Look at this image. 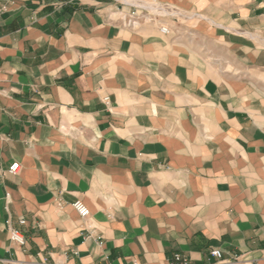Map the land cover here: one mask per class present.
Instances as JSON below:
<instances>
[{"label": "crops", "instance_id": "obj_1", "mask_svg": "<svg viewBox=\"0 0 264 264\" xmlns=\"http://www.w3.org/2000/svg\"><path fill=\"white\" fill-rule=\"evenodd\" d=\"M212 248L264 264V0H0V264Z\"/></svg>", "mask_w": 264, "mask_h": 264}, {"label": "built area", "instance_id": "obj_2", "mask_svg": "<svg viewBox=\"0 0 264 264\" xmlns=\"http://www.w3.org/2000/svg\"><path fill=\"white\" fill-rule=\"evenodd\" d=\"M135 14H136V11L131 13V18L125 19L128 25H134L136 23ZM160 30L162 33H165V34L170 32L169 28L166 26L161 27ZM104 100L105 102H108L109 97H105ZM19 170H20V163L14 162L13 164L10 165L8 172L11 174H17ZM73 206L77 210V212L80 214L81 217L84 218V217L89 216L90 209L81 200H77L76 202H74ZM11 241L20 247H23L26 244L25 236L17 229H12ZM210 253L212 256L217 258L218 264L226 263V260L223 258L222 250L218 248H212L210 250ZM3 261L5 264H47L45 262L26 261L22 259H9V260H3ZM174 261L176 264H190L189 259L182 256L179 253L174 256ZM133 264H140V263H138L137 261H134Z\"/></svg>", "mask_w": 264, "mask_h": 264}]
</instances>
